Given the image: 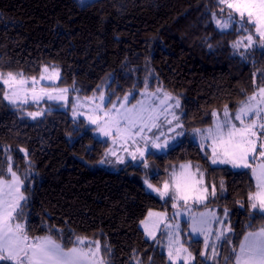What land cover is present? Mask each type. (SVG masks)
Segmentation results:
<instances>
[{"label":"trees","instance_id":"obj_1","mask_svg":"<svg viewBox=\"0 0 264 264\" xmlns=\"http://www.w3.org/2000/svg\"><path fill=\"white\" fill-rule=\"evenodd\" d=\"M212 12L219 17L216 0H93L83 5L78 0H0V71L32 76L43 65H56L59 86L75 84L82 97L105 86L106 95L114 91L113 101L133 92L131 103L145 83L148 90L162 87L179 98L187 131L205 128L213 122V111L222 112L224 105L235 111L261 84L264 72V48L240 55L232 47L239 33L221 32ZM73 95L70 91L63 108L42 102L51 111L35 120L26 115L37 111L35 106L14 108L0 101V168L10 164L28 176L29 236L52 235L65 247L73 234L98 240L102 254L105 244L111 249L105 257L110 264H171L140 222L151 210L170 214L173 208L146 189L142 165L128 163L119 171L100 165L109 142L97 137L85 119L71 117ZM197 145L184 139L172 151L149 155L156 171L150 181L160 186L173 165L188 161L205 170L206 182H216L218 197L224 181V197L208 207L229 210L231 244L219 242L220 255L212 260L200 255L202 239L188 240L186 222L182 239L194 264H226L231 247L247 231L264 227V218L248 205L253 179L230 166H210Z\"/></svg>","mask_w":264,"mask_h":264},{"label":"snow or ice","instance_id":"obj_2","mask_svg":"<svg viewBox=\"0 0 264 264\" xmlns=\"http://www.w3.org/2000/svg\"><path fill=\"white\" fill-rule=\"evenodd\" d=\"M84 2L81 0L82 4ZM216 5L219 17L216 12L211 13L216 27L221 32L231 29L241 34L232 43L234 49L264 48V0H216ZM60 81L61 71L56 65H43L39 74L32 76L22 71H0V101H7L14 108L35 106L37 111L26 113L35 120L44 116L46 111H51L50 107L45 109L41 102L54 101L59 107H67L71 91L74 93L72 116H86L87 122L95 125V131L101 137L111 140L114 147L108 149L105 158L114 156L123 163V157L116 150L118 146L132 160L142 161L145 169L150 167L148 155L155 154L150 150L172 151L179 143L177 137L184 135L183 131H177L184 125L174 111L180 107V100L163 88L149 91L145 83V90L139 93L142 99L130 103V98L135 99V93L129 92L123 97L117 96L114 102V91L106 95L105 86H98V93L82 97L75 84L69 89L59 86ZM211 116L213 122L210 127L194 129L193 138L198 137L197 146L210 166L229 165L231 169L241 170L238 174L249 175L253 179L254 190L247 193L248 205L252 213L264 218V72H261V84L251 95L239 101L234 112L224 105L222 112L213 111ZM216 170L213 168V171ZM27 179V174L22 177L10 164L6 169L0 168V262L110 264L105 257L111 255V249L105 244L102 254L98 240L90 241L87 237L73 234V238L66 241L69 246L65 247L52 235L29 236L25 211L28 204V196L25 195L28 191L25 187ZM144 183L175 209L171 218L166 212L149 211L140 222L145 235L151 240L156 241L157 232H160L166 241L163 247L171 264H191L195 260L186 242L181 239L180 225L174 222L182 214L186 217L188 240L203 238L201 257L215 260L220 255L217 243L231 244L234 229L229 210L225 207L221 216L208 207L209 202L216 203L224 197L227 189L223 180L219 182L218 197L216 182H206L205 170L199 164L188 161L173 165L168 179L160 186L151 183L148 177ZM236 203L240 204L239 201ZM194 205H203L205 211L194 212ZM240 207L244 205L240 204ZM213 225L216 227L213 228ZM248 227L253 225L249 223ZM56 232L62 237L61 230ZM196 242L201 241L196 239ZM209 251L210 257L207 255ZM224 260L226 264H264V227L247 231L238 245L231 247ZM136 264L141 262L136 260Z\"/></svg>","mask_w":264,"mask_h":264},{"label":"rangeland","instance_id":"obj_3","mask_svg":"<svg viewBox=\"0 0 264 264\" xmlns=\"http://www.w3.org/2000/svg\"><path fill=\"white\" fill-rule=\"evenodd\" d=\"M79 1V3L81 4V5H83V4H86V3H88L89 1H93V0H85V2L82 4L81 3V0H78ZM241 34L239 33V36H240ZM239 38V37H238ZM248 49H243V48H241L240 50H239V52L241 53V52H246ZM159 88H162V87H159ZM70 89V88H69ZM164 89V88H163ZM165 90V89H164ZM144 91V90H143ZM142 91V92H143ZM149 91H155V90H149ZM166 91V90H165ZM129 93V92H128ZM131 93H133V92H131ZM106 94V93H105ZM171 94V93H170ZM172 95V94H171ZM174 97V96H173ZM69 99H70V93H69ZM73 99V98H72ZM140 99H142V97L140 96L139 97V99L138 100H140ZM49 102H54V101H49ZM114 102H116V100L114 101ZM42 103V102H41ZM69 103V102H68ZM130 103H131V98H130ZM135 103V102H134ZM82 111H86V109H82ZM174 111H175V113H176V115L180 118V122H181V115H182V109H181V105H180V107L179 108H177V109H174ZM230 111H232V110H230ZM234 112V111H233ZM71 117L73 118V119H80V118H82V119H85L86 120V122H87V119H86V116H80V117H76V118H74L73 116H72V112H71ZM88 123V122H87ZM182 123V122H181ZM173 124H175V121L173 122ZM183 124V123H182ZM88 125H90V126H92V127H94L95 128V125H91V124H89L88 123ZM212 125V124H211ZM211 125H209L208 127H210ZM208 127H205V128H208ZM205 128H199V129H205ZM166 130V129H165ZM155 131V130H154ZM177 131H183L184 132V135L183 136H180V137H177V141L179 142V143H181L184 139H190L191 141H193V142H195V143H197L198 144V137H196L195 139L193 138V132H194V129H192V130H190V131H187V129H185L184 127H183V129H177ZM95 132V134H96V136L97 137H99L100 139H102V140H106L107 142H109V146H108V148H107V150H106V152L108 151V149L109 148H113L114 146H113V144H112V142H111V140H108L107 138H104V137H101L96 131H94ZM174 133H169V135H173ZM178 143V144H179ZM177 144V145H178ZM176 145V146H177ZM116 150H117V153H118V155L119 156H121V157H123V159H124V162L123 163H120L118 160H117V158L116 157H114V156H108L107 158H105V154H104V157H103V163H101L100 162V165L102 166V167H105L106 169H109V170H112V171H119L123 166H125L126 164H128V163H132L133 165H142V161H140L139 159H137V160H132L129 156H128V154L126 153V152H124V151H122V150H120L119 149V147L117 146L116 147ZM207 150V149H206ZM105 152V153H106ZM150 152H155L156 154H164V152H157V151H155V150H150ZM148 157H149V155H148ZM148 157H147V159H148ZM101 160V161H102ZM148 163H149V165H150V167H149V169H145L144 168V170H145V175H144V177L142 178V183L145 185V187H146V189L149 191V192H151L152 194H154L155 196H157L154 192H152L150 189H148L147 188V186H146V184L144 183V180H145V178L146 177H148V178H150L154 173H156V171H155V168H154V166L152 165V163H150L149 161H148ZM186 163V162H185ZM193 163V162H192ZM194 164V163H193ZM143 167V166H142ZM236 170V169H235ZM167 179H168V177H167ZM151 182V181H150ZM152 183V182H151ZM158 198H159V196H157ZM211 209H213V208H211ZM214 211H216V213L218 214V215H221L222 216V213H223V211L222 212H220V211H218L217 209H213ZM152 212H164V211H158V210H151ZM174 211H175V209H173V211H172V213H170V214H168L167 212V214H168V216H169V218H171L172 217V215H173V213H174ZM193 211L194 212H202V211H205V208H199V206H193ZM175 223H178L179 225H180V236H181V239H182V230H183V222H186V217H185V215L184 214H182V215H180V216H177L176 218H175V221H174ZM140 226H141V224H140ZM216 226L215 225H213V228H215ZM141 229L143 230V227L141 226ZM144 231V230H143ZM147 237V236H146ZM148 238V237H147ZM88 239V238H87ZM148 239H150V238H148ZM193 239H203L202 237H199V238H193ZM213 239H214V237H213ZM88 240H90V241H92L91 239H88ZM151 240V239H150ZM153 241V240H152ZM182 241H183V239H182ZM156 242L157 243H159L160 244V246L162 247V249L165 251V253H166V249L163 247V245H164V243H166V241L165 240H163L162 239V237H161V234H160V232H157V240H156ZM219 243V242H218ZM218 243H217V246H218ZM189 251H190V249H189ZM204 251V250H203ZM191 252V251H190ZM192 253V252H191ZM166 255H167V253H166ZM192 255H193V253H192ZM194 256V255H193ZM195 263V260H193L192 262H191V264H194Z\"/></svg>","mask_w":264,"mask_h":264},{"label":"crops","instance_id":"obj_4","mask_svg":"<svg viewBox=\"0 0 264 264\" xmlns=\"http://www.w3.org/2000/svg\"><path fill=\"white\" fill-rule=\"evenodd\" d=\"M220 166H223V165H220ZM226 166H229V165H226ZM213 209H215V208H213Z\"/></svg>","mask_w":264,"mask_h":264}]
</instances>
